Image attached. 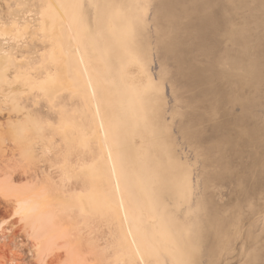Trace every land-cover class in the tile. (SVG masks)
Segmentation results:
<instances>
[{
    "label": "rangeland",
    "instance_id": "1",
    "mask_svg": "<svg viewBox=\"0 0 264 264\" xmlns=\"http://www.w3.org/2000/svg\"><path fill=\"white\" fill-rule=\"evenodd\" d=\"M0 20L29 30L0 37V264H139L127 222L144 264H264V0H0ZM69 31L104 86L124 204L81 143ZM65 65L73 87L44 92ZM66 161L94 167L68 178ZM25 202L51 234L14 216Z\"/></svg>",
    "mask_w": 264,
    "mask_h": 264
},
{
    "label": "bare ground",
    "instance_id": "2",
    "mask_svg": "<svg viewBox=\"0 0 264 264\" xmlns=\"http://www.w3.org/2000/svg\"><path fill=\"white\" fill-rule=\"evenodd\" d=\"M46 17L47 18L46 20L44 19L41 28V31L43 33H45V30L51 33L50 29L55 30L56 29L55 27H58L59 24L63 23V16L60 15L59 12L57 14H53L52 11H50L46 15ZM58 17L61 18L58 19ZM28 31L29 30L27 26L24 29L19 30L17 23L13 22L11 26H4L0 20V37H2L3 35L4 36L8 35L13 37L12 40H17L19 38L21 39L25 34H29ZM68 34H69V39L71 40L73 45V56L76 66L74 70V80H76V83L79 82L80 85L85 90V95L87 96L90 102L91 112H92L93 123L90 129L92 138L89 139L87 137H84L81 143L86 148L88 146V143L94 140L95 144H97L103 150V155H104L103 158L107 160V163L109 165V171L112 181L114 183V189L118 196V203L124 204L121 197L120 186H119L117 142L114 139V135L117 133V129H116L117 127L115 128L112 125V127L109 128L110 122L109 121H108L109 123L107 122L106 114L104 112L105 108L103 105V101L102 98L99 96V91L104 86L100 85L97 81V78L95 76L96 74L94 73V69L90 65V61L87 56L85 47L82 44L80 45L78 43V37L77 38L74 37L70 31ZM65 67L66 68H64V71L62 73L60 72V74H56L55 77L49 76L47 78L46 85H45V81L39 83L41 84L40 86H43L44 92L46 86L51 90L50 91L52 93L51 95L54 97L55 93L61 92L65 88L73 87L72 81H68L69 68L71 66L65 65ZM80 75L83 77L84 79L83 81H80L79 79ZM27 79L30 80V78ZM50 92L48 94H50ZM74 130H75L74 127L69 125L62 130V134L66 137L67 143L68 142L70 143L71 140H73L72 135ZM83 145H80V147L84 148ZM68 148L71 149L72 146L69 145ZM93 167L94 164H92L89 168H83V167H79L77 163L76 165H74L70 161H66L64 165L63 173L66 174L68 178H77L80 175L91 173ZM35 210L36 209L34 204H30L28 202L18 203L15 206L14 216H21L25 221H27L29 226H34L36 230L35 233L37 238L46 237L47 235L52 233V229H51L52 218L51 216L45 217V215L36 214ZM126 222H127V217H126ZM0 226H2V224ZM127 228H128V235L126 237L128 239L129 244L128 246L127 245L125 246L126 258L136 259L139 262V264H144L142 255L131 233L128 222H127Z\"/></svg>",
    "mask_w": 264,
    "mask_h": 264
}]
</instances>
